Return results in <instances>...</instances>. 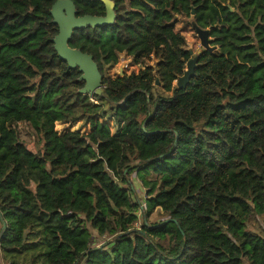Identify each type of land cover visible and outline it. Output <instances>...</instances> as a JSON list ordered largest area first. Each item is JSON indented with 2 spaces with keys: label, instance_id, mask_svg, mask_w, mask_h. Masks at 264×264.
<instances>
[{
  "label": "trees",
  "instance_id": "1",
  "mask_svg": "<svg viewBox=\"0 0 264 264\" xmlns=\"http://www.w3.org/2000/svg\"><path fill=\"white\" fill-rule=\"evenodd\" d=\"M56 1L0 0V262L264 264V0H110L114 22L68 43L97 64L100 97L79 93L80 72L54 50ZM71 1L77 17L105 16L99 0ZM177 17L216 48L184 90L174 83L193 56ZM121 54L143 69L106 77ZM77 122L89 132L55 131ZM158 209L166 219L150 223Z\"/></svg>",
  "mask_w": 264,
  "mask_h": 264
},
{
  "label": "water",
  "instance_id": "2",
  "mask_svg": "<svg viewBox=\"0 0 264 264\" xmlns=\"http://www.w3.org/2000/svg\"><path fill=\"white\" fill-rule=\"evenodd\" d=\"M104 3L106 12L104 17H95L85 15L81 17L76 16V10L71 0H58L50 10L53 24L58 28V34L53 39L54 50L58 57L67 64V69H78L80 77L78 81L84 83V87L79 91L82 95L88 96H102V76L99 73L97 64L93 61L92 56L82 53L80 50L72 49L68 46L69 40L74 30L84 29L86 27L97 28L111 25L114 22V4L110 0H99ZM191 16H194V10L191 11ZM191 27L196 33L199 40L200 49L193 54L185 66L184 73L175 81V86L179 90H184L194 76L197 66L198 57L203 51L213 52L216 48L211 47V39L209 38V31L199 28L193 21L190 22ZM123 77V74H120ZM159 87V81L156 79L153 84ZM171 220H166L164 223H169ZM0 238L5 229V224L1 220Z\"/></svg>",
  "mask_w": 264,
  "mask_h": 264
},
{
  "label": "rangeland",
  "instance_id": "3",
  "mask_svg": "<svg viewBox=\"0 0 264 264\" xmlns=\"http://www.w3.org/2000/svg\"><path fill=\"white\" fill-rule=\"evenodd\" d=\"M177 26H176V31L179 32L185 39L187 43V48L191 50L193 54H195L199 49H200V44L199 40L196 36V33L188 27V23L191 22V19H185L182 17H177ZM155 60L151 58L150 62L146 63V66L149 67H155ZM142 67L139 66H134L131 63V60L125 57L124 54L118 57V63L111 67V68H105L104 69V74L106 77H111L112 79L119 77L120 74L122 73L123 76H129L130 74L134 73L137 74L140 70H142ZM175 85V83H174ZM154 95H164L162 91L158 89H154L153 91ZM107 125L110 127L111 131L113 132L112 128V122L111 121H106ZM16 129L18 130L19 133V138L20 141L26 145L32 152H39L42 147V142L40 140V137L35 133L34 130H32L30 127H28L25 124H17ZM55 131L58 133L59 136H62L66 132H78L80 134H87L89 132V128L82 127L81 122H77L75 124H69V125H64V124H55ZM196 131H198V127L196 128ZM134 165V164H133ZM129 181L130 185L132 186V190L134 191L133 199L136 200V196L139 199V203L144 205V197L146 193V188L141 187V183H139L136 179V174L133 172L129 176ZM148 180H154L155 175L150 174L147 178ZM129 185V186H130ZM129 186L127 189H129ZM166 215L160 210H155V212L152 214V216L149 218L150 223H157L159 221L165 220ZM247 230L253 234L258 233V230L256 229L258 225L262 226V220L261 218H256L255 220L248 219L247 221ZM135 228H140V222L135 225ZM92 233V232H91ZM0 264H3L0 262Z\"/></svg>",
  "mask_w": 264,
  "mask_h": 264
},
{
  "label": "built area",
  "instance_id": "4",
  "mask_svg": "<svg viewBox=\"0 0 264 264\" xmlns=\"http://www.w3.org/2000/svg\"><path fill=\"white\" fill-rule=\"evenodd\" d=\"M108 241L105 236H102L100 239V243L103 244L104 242Z\"/></svg>",
  "mask_w": 264,
  "mask_h": 264
},
{
  "label": "flooded vegetation",
  "instance_id": "5",
  "mask_svg": "<svg viewBox=\"0 0 264 264\" xmlns=\"http://www.w3.org/2000/svg\"><path fill=\"white\" fill-rule=\"evenodd\" d=\"M121 55H123V54H121ZM121 55H119V56H121ZM124 56L126 57V55L124 54Z\"/></svg>",
  "mask_w": 264,
  "mask_h": 264
}]
</instances>
